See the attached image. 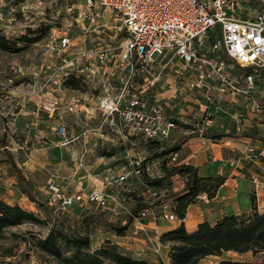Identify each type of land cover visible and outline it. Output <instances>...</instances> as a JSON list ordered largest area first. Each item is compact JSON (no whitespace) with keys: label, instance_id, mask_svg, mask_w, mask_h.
Returning a JSON list of instances; mask_svg holds the SVG:
<instances>
[{"label":"built area","instance_id":"2783aa9c","mask_svg":"<svg viewBox=\"0 0 264 264\" xmlns=\"http://www.w3.org/2000/svg\"><path fill=\"white\" fill-rule=\"evenodd\" d=\"M85 4L91 21L100 15L98 7L114 11V20L119 21L118 29L125 34L118 45L119 51L114 55L113 49L106 47L87 49L84 41L82 48L68 53L73 39L64 34L58 42L50 41L47 45L56 51L60 60L53 74L61 83L68 71L77 68L81 73L84 70L78 67L81 62L86 64V69L87 66L97 69L112 65V76L118 78L115 94L108 92L112 87L107 83L106 93L97 99L91 113L78 99L63 101L61 97L45 99L39 110L49 115L83 113L86 122L75 139L85 148L89 137L97 134L106 151L112 145L122 149L125 163L117 174L107 166L105 183L90 189L86 201L81 194H68L54 181L47 180L48 201L59 210L91 203L113 214L122 211L131 218L132 235H142L159 253V236L146 229L143 220L148 215L152 221H173L177 217L169 201L159 205L158 215L150 213L153 202L165 195L162 188L149 186L143 174L149 178L162 177L161 159L147 160L146 151L139 154L133 151L149 141L161 149L169 147L178 141L174 134L179 129L184 130V134L195 132L198 137L204 136L206 128L212 124L207 116L224 111L218 103L236 105L243 100L250 104L253 112L250 120L260 119L259 115L264 117L255 99V94L264 96V88L257 86L264 72V0H85ZM44 67L43 72L47 74L51 67ZM165 69L176 79L172 85L175 91L168 96H162L168 90L162 79ZM88 70L89 75L94 73L92 68ZM117 70L126 73L119 76ZM137 76L140 77L138 84L134 81ZM190 100L201 113L187 117L185 111ZM211 105L214 106L212 111L209 110ZM94 119L96 123L92 124ZM253 124V129L264 126ZM253 124L250 123V127ZM66 126L64 119L58 117L56 134L64 138ZM111 133L113 135H109ZM250 139L258 141L255 136ZM255 148H250L253 157L264 155V149ZM85 154L86 150L79 158L80 167H83ZM178 156V151L170 152L166 165L187 164L179 161ZM174 177L184 184L182 176L171 178ZM139 187L149 195L150 208L133 215L128 194L137 192ZM197 199L206 201V194L198 195Z\"/></svg>","mask_w":264,"mask_h":264},{"label":"rangeland","instance_id":"374dc122","mask_svg":"<svg viewBox=\"0 0 264 264\" xmlns=\"http://www.w3.org/2000/svg\"><path fill=\"white\" fill-rule=\"evenodd\" d=\"M93 1L95 2L97 0ZM101 8H103V6H101ZM108 9L110 12H104V15L100 14L91 21L89 17H87L89 11L86 8L85 0H0V36H4L12 41V44L16 45L15 47L21 48L19 51L0 50V94H6V91L9 89H20L21 91L30 92V96L39 93L42 90V87H38L42 77L53 74L54 66L60 64L56 51L49 49L47 45L50 41L58 42L59 37L64 34L71 36L73 39L72 45L67 51L68 53L78 51L82 48V42L85 41L87 49L90 47H106L113 49L112 53L115 55L119 51L118 45L124 39L125 34L118 29L119 21L114 20V11L110 8ZM242 12L246 13L243 10ZM28 30L32 31L29 32ZM23 34L36 35L40 37V39L27 46L22 45V43H16L17 38ZM68 53L66 54L67 58H70ZM157 61L162 62L161 60ZM173 61L175 62V59ZM46 65H49L51 68L47 70V74H44V66ZM85 66L86 64L81 62L78 66L84 69L81 73L78 72L76 68L72 71H68V74L65 76L68 77L73 74L76 79L75 84L77 88L64 86L63 82H61L59 84H62L63 88H61L60 96L46 97L42 99L40 104L43 103L45 99L61 97L63 101L78 99L82 105L94 107L96 106L97 99L106 93L105 85L107 83L112 87L108 89V92L115 94L118 78L112 76L114 73L112 65L99 67L97 69L91 66H87L86 69ZM90 68H92L94 73L89 75L88 72L90 70L88 69ZM125 73L126 71H116V74L119 76ZM51 77H55V75L53 74ZM162 79L165 82L164 85H166L165 90L168 89L170 91L169 94L174 92L175 87L173 88L172 84L176 79H174L170 70L165 69L162 72ZM134 81L138 84L140 82V77L137 76ZM257 86L258 88H264V72H262L260 82ZM192 96L194 95L192 94ZM255 99L261 105L259 110H262V113H264V96L255 94ZM40 104L37 111L46 114L39 110ZM187 104L197 107V105L191 103V101H187ZM218 105H220L224 111L220 113H211V115L207 116L209 119H212V124L206 128L205 132L223 133L225 134L223 137L227 138L224 139V141L232 137L250 138V136H255L260 146L255 148L249 143L245 149L240 147V150H243L240 156L243 153L245 155H251L250 148L252 147L256 150L264 149V126L259 125L257 129H253L255 126L253 123L264 124V117L259 115L260 119L253 117L254 119H251V121L250 115L253 112L250 110V104H247L243 100L236 105L228 104L227 102H224V104L218 103ZM18 107L19 106L16 105L12 107L11 115L12 112L18 111ZM213 109L214 106L211 105L209 110L212 111ZM234 114H237L236 117H231V115ZM11 115L10 113L6 114V117H3L4 122H6L7 117H13ZM50 115L53 116L54 114ZM33 116L34 115L31 114L27 115V121L34 123ZM60 117H64V122H68L66 126V136L64 138L58 136L53 131V133L50 132L51 130L47 127L48 125L45 124L41 128V138L38 136V130L36 131L34 127H27L25 130L15 133L13 135L14 138H12L13 140H8L11 144L7 141L3 142L1 145L0 201L9 205L16 204L26 211L32 212L36 216L37 221H24L21 224L9 226L4 229L0 237V262H11L13 264H60L54 257L41 250L38 242L41 241L52 228L62 232H66L67 227L79 231L81 230L82 220L90 216L89 229L92 250L103 244L109 243L116 246L120 252L134 259L143 260L147 262V264H164L162 259L164 258L165 248L168 249L169 243L160 242V239H158L160 243L159 253H156L153 249L154 246L150 245L147 241H145V244L148 248L145 247L136 250L137 243H139L138 240L141 238L143 239V236L132 235V224L124 223L127 221V215L122 211L113 214L111 210H101L94 204L89 203L90 207L88 208L79 207L78 204H75L66 210H59L48 201V193L45 184L47 180H50V176H57L60 183H55L59 187H62L68 194H81L84 201H86L90 189L95 186H101V180L106 178L107 173L103 172V169L107 166L113 169L114 166L112 161L105 160L106 158L103 159L102 162L97 160L96 157L99 158L98 154L100 152L97 153L96 150L93 154H87L86 156L87 161L91 163L96 162L95 164L97 165L93 169L94 172L92 169L87 172L85 169H77V166L75 168L76 161L73 158L76 156V151L73 152L72 147H70L72 144H65V140L69 142L72 137L77 135L76 133L80 132L82 128L77 126L76 123L85 121V118L81 114L70 115L63 112L60 113L59 118ZM234 118H238V120L235 121ZM43 119L48 122L49 118L44 116ZM95 123L96 119L93 120L92 124ZM250 123L253 124V127H250ZM183 131L184 130L179 129L174 136L177 137L178 140H183L187 136L196 135L195 132H191L190 134L186 132V134H184ZM38 138L40 142L36 143L34 140ZM24 141H26L28 147L25 152L29 156H25V160L20 158L21 160L18 159L17 162L21 167H24L21 163L26 162L32 170V166L38 170V172L35 171V173H33L32 177L34 178H31V176L25 173V176H28L31 180L32 192L35 197L34 200H30L22 193L15 176L16 171L8 161L7 152H9V148L17 147L18 144ZM58 141L62 142L63 145ZM108 152H110V150ZM153 153V150H151L148 155L152 156ZM101 156L108 157L109 155L103 154ZM237 159L238 158H236V160ZM252 159L258 162L254 164L250 162V164L253 165L252 167L250 164L246 165L244 161L240 162L239 165L250 184L251 193L255 194L260 190V185L264 184V164H262L264 163V155ZM241 163H245V165ZM74 168L77 173L74 171ZM19 169L21 170V168ZM28 169L29 168H27V170ZM101 172L103 173L101 174ZM69 174L71 177H68ZM73 176L74 178H72ZM178 179V177L169 179V184L167 186L169 192H173L172 187L174 183L172 180ZM262 189H264V186H262ZM167 192L162 188V193L164 195ZM129 197L130 203L134 202L135 199H139L140 202L143 203H148L150 200L149 195L143 192V187H139L138 192L132 193ZM162 198L164 197L157 198L155 202L162 200ZM261 199L262 197H260V200ZM197 200L198 199H196V201ZM129 206L131 207V204ZM112 225L118 228L126 226V229L119 235L111 228ZM58 243L64 253L66 247L65 243L62 240H59ZM135 244L137 245L134 247ZM163 245L166 247H162ZM206 258L203 263H207L208 260L218 263L221 260L259 262L264 260V254H260L258 257L254 258L250 252L243 254L226 252L221 256H209L208 259Z\"/></svg>","mask_w":264,"mask_h":264},{"label":"trees","instance_id":"16d2710c","mask_svg":"<svg viewBox=\"0 0 264 264\" xmlns=\"http://www.w3.org/2000/svg\"><path fill=\"white\" fill-rule=\"evenodd\" d=\"M250 2V1H249ZM31 32L32 30H28ZM40 37L30 34L20 35L16 43L27 46L38 41ZM12 41L0 36V50L19 51L21 48L15 47ZM71 74V73H70ZM75 76L71 74L63 79L64 86L77 88ZM205 137L220 139L225 136L223 133L204 132ZM181 142V141H180ZM160 148L154 142H147L143 146L147 147V152L153 150L152 156L147 160L161 159V168L164 175L159 178H149L143 174L145 182L154 188H163L168 191L169 179L174 175L184 178V187L179 192H167L164 198L153 202L152 207L159 206L164 201L171 203L172 211L179 220L185 217L188 206L194 203L197 196L204 193L208 199H212L219 187L224 183L225 178L220 175L201 177L197 173V168L191 164H181L179 166H167L166 156L179 149V143ZM99 152L109 155L104 148ZM9 163L15 169L20 190L30 200H34L31 180L24 176L16 163L9 158ZM144 163H142L143 165ZM129 193L128 196H131ZM250 209L239 214L224 215L213 224L203 221L197 228L188 232L183 222L177 227L162 233L160 242L169 243L168 257L170 264H199V262L209 256H221L226 252L243 254L250 252L254 258L264 254V210H259L254 194H250ZM131 214L150 208L146 202L135 199L131 203ZM92 215V214H91ZM99 215V214H98ZM84 218L81 222V230L76 231L67 227L66 232L52 228L45 237L38 242L41 250L54 257L60 264H147L143 260L134 259L120 252L116 246L109 243L92 250L90 244L89 218ZM93 219V218H92ZM99 219V218H97ZM126 220V218H125ZM24 221H37L36 216L18 205H9L0 201V237L6 227L21 224ZM127 224L131 223L130 216H127ZM111 228L122 234L126 226L118 228L112 225ZM62 240L66 247L64 254L58 243ZM0 264H13L5 262ZM218 264H264V260L255 261H232L221 260Z\"/></svg>","mask_w":264,"mask_h":264},{"label":"crops","instance_id":"0c3cea01","mask_svg":"<svg viewBox=\"0 0 264 264\" xmlns=\"http://www.w3.org/2000/svg\"><path fill=\"white\" fill-rule=\"evenodd\" d=\"M97 12H101L100 14L104 15V12H110V11L106 7L103 8L98 7ZM39 83L40 84L38 87H42V90L39 93H36L32 96H30L31 95L30 92L28 93L26 91H21L20 89L17 90L9 89L8 91H6L7 92L6 94L4 95L0 94V151L2 150L1 145L3 144V142H7L8 140H13L12 138H14L13 135L15 133H19L25 130L27 127H34L36 131L38 130L39 138L42 137L41 128L45 124L48 125L47 127L49 128V130H51L50 132L53 131L54 133H56L54 130L56 129L55 127L57 126V120L61 112L55 113L52 116L38 112L37 108L40 102L42 101V99L50 96H56V95L60 96L61 88H63V86L62 84H59L58 79L56 77H51V78L42 77V80ZM169 92H170L169 90H166L165 92L162 93V96H168ZM15 105L19 106L18 111L12 112L11 115V109ZM83 108H85L86 111L90 113L94 109V107H89V105L88 107L84 106ZM196 112H199L198 114H200L201 110L199 111L197 107L191 105L188 106V108L185 111L187 117L192 116ZM8 113H10V115L13 117L10 118L7 117L6 122H4L3 117H6L5 115ZM29 114L34 115L33 116L34 123L27 121V115ZM81 115L83 116V113H81ZM44 116L49 118L48 122L43 119ZM62 118L64 119V117ZM85 122L86 121L83 122L80 121L77 122L76 125L83 127ZM66 123L68 125V122ZM109 135H113V134L111 133ZM114 136L116 137V139H118L117 135ZM104 137L108 138V135ZM39 138L34 141H36V143L40 142ZM224 139L227 138L222 137L220 139H213L205 136L198 137L196 135H193V136H187L185 139L177 141V142L181 141L179 143V149L177 150L179 154L178 156L179 161L186 162L187 164H191L194 167H196L197 173L201 177L216 176V175L223 176L225 178L224 183L219 187V189L216 192V195L212 199H208L207 197L206 201L204 199H199L194 203L190 204L186 210L185 217L183 218V220H179L178 218H176L173 221H167L163 219L152 221L151 215H148L143 220L144 222L143 224L146 229L156 233L160 237L162 233L177 227L181 222H183L185 229L188 232H192L197 228L198 224L203 221H207L210 224H213L224 215L239 214L250 209L249 197L250 194H254V193H251L250 184L248 180L245 178V174L242 171V168L239 165V163L244 161L247 165L250 164V162H252L253 164L258 162L252 159V158H256L253 157L254 155L252 154L245 155L243 153L240 156V153L243 151L240 150L241 149L240 147H243L245 149L249 143L254 147H259L260 144L257 140L250 138L232 137V138H228L227 141H224ZM65 141H66L65 144H69V143L72 144L70 147H72L73 152L76 151L75 154L76 156H74L73 158L76 161L75 168L77 166V169L80 170L85 169V171L88 172L91 171L92 169L93 171L94 167L97 164H95L96 162L91 163L87 161L86 156L87 154L88 155L91 153L93 154L94 151L96 150L97 153L99 152V149L103 145L102 140L99 138V135L93 134L92 136H90L88 142L85 145V148H83L81 142L78 139H75V137H72L69 142L67 140ZM58 142L61 145H63L62 142L60 141ZM9 143L11 144V142ZM27 148L28 147L26 145V141H24L18 144L17 147L9 148V152H7V155H8V159L9 158L12 159L16 163L17 167L21 168V171L24 174V176L25 173H27V175L31 176V178H34L32 177V175L33 173H35V171L38 172L37 168L32 166L33 167L32 170L26 162L21 163L22 166H24L21 167L17 162L18 159L21 158L22 160H25V156L26 157L29 156L25 152ZM18 150H22V151H18ZM84 150H86L85 159L83 162V167H80L78 161L81 155L83 154ZM109 150L110 152L108 157H103L101 156L103 154L99 153L98 154L99 158L96 157V159L99 160L100 162H102V160L105 158H106L105 160L112 161V164L114 165L112 170L115 174H117L120 172L121 166L125 163L124 152L120 147H118V145L110 146ZM142 151H146V153H148L147 147L140 145L139 147L136 148L135 152L133 151V153L139 154ZM236 158H238L237 159L238 161L236 160ZM245 163H241V164L245 165ZM250 166L252 167L253 165L250 164ZM27 168H29L28 170L31 173L27 170ZM74 171L76 172V169ZM103 172H105L104 169ZM103 172H101V174ZM70 174L68 177H71ZM74 176L72 178H74ZM25 177L28 178V176ZM49 179L56 182L57 184L60 183L57 176L52 175L49 177ZM105 179L106 178H103L101 180V184L105 183L104 182ZM172 181L174 183L172 187L173 192H179L183 189L184 184L179 179ZM262 186H264V184H261L259 187L260 190L254 194L257 201L256 203L257 208L260 210L264 209V189H262ZM260 197H262L261 200ZM89 204L86 203L79 207L88 208L90 207ZM150 213L158 215L160 213L159 206L152 207ZM138 241H139V243H137L138 245L137 244L134 245V247L137 245V248H135L136 250L147 247L145 244V240L143 241V239L141 238ZM162 247L165 248L166 246L163 245ZM162 261L164 264H170L167 248H165L164 258L162 259ZM203 261H205V258L202 259L199 262V264L218 263V262H212L210 260H208L207 263H203Z\"/></svg>","mask_w":264,"mask_h":264}]
</instances>
